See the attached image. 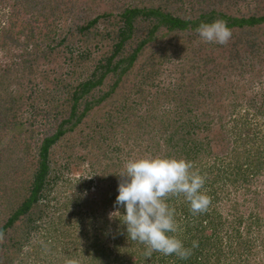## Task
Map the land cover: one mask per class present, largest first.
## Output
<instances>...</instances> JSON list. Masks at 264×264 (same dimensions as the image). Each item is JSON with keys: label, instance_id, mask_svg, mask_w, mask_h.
I'll return each instance as SVG.
<instances>
[{"label": "trees", "instance_id": "trees-1", "mask_svg": "<svg viewBox=\"0 0 264 264\" xmlns=\"http://www.w3.org/2000/svg\"><path fill=\"white\" fill-rule=\"evenodd\" d=\"M176 1L0 0V154L23 143L33 155L22 182L26 155L15 158L13 198L0 184L1 215L11 212L0 264H264V0L248 15L233 14L235 0ZM217 19L231 39L203 46L196 29ZM173 35L187 61L163 80L154 49ZM83 150L99 168L90 182L52 190L58 164ZM148 154L186 159L205 178L206 212L193 215L183 195L166 201L188 259L145 256L123 217L109 219L125 162ZM95 180L104 190L85 199Z\"/></svg>", "mask_w": 264, "mask_h": 264}, {"label": "clouds", "instance_id": "clouds-1", "mask_svg": "<svg viewBox=\"0 0 264 264\" xmlns=\"http://www.w3.org/2000/svg\"><path fill=\"white\" fill-rule=\"evenodd\" d=\"M202 41L227 44L232 31L224 20L217 19L208 24L202 23L197 29ZM120 178L116 198V210L109 213V219L123 217L121 223L126 226L128 239L145 246V256L154 252L170 256L175 254L180 259H188L191 250L183 242L169 233H176L175 209L166 202L169 197L183 195L190 204L193 215L207 211L211 200L201 191L205 178L194 169L186 159L144 155L128 159ZM124 207L126 214H121ZM120 220V219H119ZM121 221V220H120ZM3 233L0 232V240ZM198 243L193 242V247ZM64 264H81L79 259H65Z\"/></svg>", "mask_w": 264, "mask_h": 264}, {"label": "rangeland", "instance_id": "rangeland-1", "mask_svg": "<svg viewBox=\"0 0 264 264\" xmlns=\"http://www.w3.org/2000/svg\"><path fill=\"white\" fill-rule=\"evenodd\" d=\"M62 1H67V0H62ZM176 1V0H175ZM216 0H209L208 3H213ZM177 2V1H176ZM261 3L257 4L256 0H235L233 2L232 5V11L233 14L236 15V12H238L237 14H240V12L243 15H248V14H262L263 12H258V6ZM187 8L190 9L191 6L190 4H186ZM172 7H175L177 10H180L181 5L180 4H175L174 6L172 5ZM165 34V32H163V35ZM161 35V32L158 34V37ZM201 41L203 46H209L212 43H208V42H204L202 40ZM183 43H184V39L183 38H178L177 35H173L170 37H166L163 40H160L159 42L156 43V49L154 50H160V48L163 46L164 50H161V54H155V60H152V62H156L158 64H156L157 69L161 68V72L163 74L162 79L163 80H167L166 75H169L171 72H173L174 74H177L179 71H181L183 68H181L182 64H184V62L187 61V55L186 52H183ZM212 49H209L208 52H211ZM163 52V53H162ZM151 54L148 52L147 56H149ZM163 54V58L161 57V55ZM191 57V56H190ZM164 63L161 67L159 65V63ZM41 133V132H40ZM37 139H27V143L31 144V146H34V144L36 143ZM25 145L23 143H21L20 146L15 147L14 146V150H11L9 153L10 154H6L2 153L0 154V160H4L2 162H0V184H3V188H5V194H6V198H13L16 194L15 191H13V187H15V181L14 178L16 177V173L18 167L15 165V158L17 157V154L22 151V154L20 156L25 157L26 155V166L25 169L22 170L21 172H23L24 174H21V176H19V181L22 182L23 180H26L29 176H30V167L32 164V160L30 159L31 157H33L32 154H26V150H25ZM14 151V152H13ZM16 151V152H15ZM87 151L83 150L82 152H77L74 154L72 160H71V164L68 166L67 162H62V164H58L60 166V170L57 174V176H60V180L58 182H56L55 185H51L50 188L52 190H61L64 188L68 187L69 183H66L67 180L71 181L72 185L76 184V183H86L88 184L90 182V179L93 175H95V171L98 170L99 168H97L96 166L91 167L90 163H89V158L86 155ZM55 154L57 155V159L58 158V154L55 151ZM81 158H79L78 156H81ZM7 157V158H5ZM5 158V159H4ZM55 158V159H56ZM15 161V162H14ZM10 169V170H9ZM14 172V173H13ZM9 180V184H5L7 181ZM28 181V180H27ZM94 184H99V187L96 188H91V190L88 193H84V198L87 199V197H89L91 194H97L98 191L101 192L102 190H104V186L102 185V183L100 184L98 181H94ZM25 186V184H23ZM2 192V190H1ZM53 194V193H52ZM54 195V194H53ZM15 201H10L7 202L9 207L10 205H12ZM58 203L57 201H49V199H45L43 198L41 200V204L45 205V210H43L44 212H53L54 211V204ZM1 203V201H0ZM4 212H6L5 214L1 215V213H3V210L0 209V220L3 221L4 219H8V216L10 215V210H4ZM39 226V225H38ZM39 234H42V231H39ZM66 243H63V246ZM66 246V245H65Z\"/></svg>", "mask_w": 264, "mask_h": 264}]
</instances>
